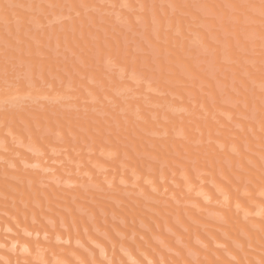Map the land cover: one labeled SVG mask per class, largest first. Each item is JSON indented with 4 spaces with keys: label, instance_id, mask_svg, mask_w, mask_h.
I'll return each mask as SVG.
<instances>
[{
    "label": "rangeland",
    "instance_id": "374dc122",
    "mask_svg": "<svg viewBox=\"0 0 264 264\" xmlns=\"http://www.w3.org/2000/svg\"><path fill=\"white\" fill-rule=\"evenodd\" d=\"M22 1V8L24 7L26 10V7L29 6L31 11H26H29L30 14L33 13L28 15V20L26 18L27 25H22L23 19L18 17L19 15L17 16L13 9L11 10L17 6L16 3L20 4L21 0L17 2L15 0L16 3H13L14 0H4V2H8L5 4L12 12L10 18L3 16V8L0 5V115H2L1 111L29 113L27 111L33 108L32 110H40L35 114L42 112L54 117L51 121L58 127V119H64L69 123L75 120L80 125H76V129L68 128V135L65 137L59 131H55L58 128L50 126L48 119L44 118L43 123L34 120V126L39 135V139L36 140L24 138L23 135L21 138L18 132L15 135L9 131V127H6L7 131L2 132L7 136H3V133L0 132L2 135L0 136V163H10V160L15 158L20 160V164L26 166L25 168H32L34 171L39 169L40 172L46 164L48 170L44 167L47 171L42 173V175L46 174L42 180L47 181L48 184L54 183L56 186L69 190L78 189V187L84 190L88 188L85 185L88 182L87 184L91 183L89 188L93 187L95 191L100 192L98 200L109 201L110 208L107 211L109 210L110 213L105 212L106 209L102 208L104 202L101 204L102 207L100 206L102 210L97 209L100 211L99 215L96 212L95 217L100 218L98 216H101V219H92L94 214L90 209L91 213L87 212L88 209L79 207L76 201H70L77 215L86 218L90 214L91 217L84 219V222L90 223L88 224L90 226L87 225L86 228L82 223L81 226L85 228L79 227L81 229L79 231L82 233L78 232L77 228L75 230L74 221H71L74 234H82L87 241L85 242L84 239V242L89 244L87 246L79 241L75 242V247L78 243L77 248L85 247L86 253L97 249L101 251L104 247L100 244L101 242L99 243V240L92 239L90 234H93L96 238L99 236L105 240H103L104 242H109L108 246L113 243L112 251L116 248L118 250L120 247L121 253L125 255L121 243L120 246L118 245L119 247L114 248L115 242L118 241L117 238L110 236L109 239V235L114 231L113 233L118 238L120 237L119 239L122 238L123 242L135 243V245L140 243L145 251L149 253L155 251L160 261H162L161 253L164 252L167 255L182 258V260V256L185 255L184 258L194 262L202 257L197 254V250H203V252L208 250L211 252L210 254H214L216 249L219 252L220 250L226 252L230 248H227L229 243L233 249V253L232 250L229 251L231 255H235V251L236 256L250 258L257 263H259L258 256L264 259V227L256 226L254 221V219H258L264 222V0H95L96 3L94 1L91 5H87L89 2L87 4L81 2L84 4L83 6L81 3L78 4L83 7L80 10L83 11L84 16H80L81 13H78L71 2L66 0H62L60 3L59 0H56L58 3L53 0H51L52 2L49 0ZM26 2L29 3L28 6ZM99 33L102 35H98ZM115 45L116 47H114ZM44 62L54 63L55 67L52 69L45 67ZM90 75H93V78ZM181 76L184 81L179 82ZM99 77L100 79H98ZM35 114L31 117L36 119L37 115ZM28 115L30 116V114ZM120 116L122 117L121 123ZM67 118H72V121ZM20 121L25 124L22 119ZM101 125L106 127L101 129ZM206 125H210V127ZM85 126H90V131ZM123 126L125 127L123 128ZM21 129L26 134L29 133L26 127H21ZM41 131L48 140L41 135ZM207 133H210L211 136ZM222 133L224 134L222 135ZM128 134L132 139L143 140L146 144L142 146L140 143L141 146L136 147L139 144L137 143L135 147L139 150H136L131 145V138ZM227 134L229 135L226 136ZM112 136L114 142L121 147H114V142L110 143ZM151 139L155 143H149L152 141ZM233 141L240 142L246 156L238 153L240 145L236 146L237 144ZM176 143L180 145L184 156H180L176 151ZM203 145L213 146L214 150L211 152L214 153L212 154L216 152L225 158L227 155L224 151H229L236 157H245L246 160L243 158L245 163L250 165L253 171L256 169L255 172L260 173V176H256L252 180L246 179L247 176H245L246 180L244 181L237 173L231 174L236 182L244 184L240 189L242 192L238 195L247 207L245 208L244 204L238 201H234V203L236 211L238 210L236 216L240 217L241 221L247 225L248 231L241 229L240 225H236L231 235L232 229H229L230 232L226 231L225 228H229L231 225L221 213L219 214L217 209H221V211L229 209L231 197L226 195L225 191L220 190L221 186L218 189L212 180H208L207 175L210 174L206 173V168L196 167L194 165L196 159L187 155L186 147H190L196 152L203 151L207 152L206 155L209 154V149L206 150ZM223 145H226V148ZM124 148L134 151V155L139 160L140 158L144 159L143 162L148 160L149 164L152 162L158 164L156 170H160L159 173L154 170V167L151 166V168L150 165L145 164L147 168L150 167V171L145 167L150 178L148 174L144 178L137 175L138 173L135 174L134 169H131L125 162L128 155ZM198 148L201 151H198ZM222 151L223 153H221ZM153 153H157L160 157L163 153H165V157L173 155V157L176 156L189 163L190 169L195 174V182L191 184L188 182L190 185H186L188 180L184 175L186 172L182 165L173 163L171 166L167 157L158 159ZM47 157L50 160L46 159ZM28 158L43 164L38 165L35 162L26 164L24 160ZM116 158L118 159L116 164L120 166L119 169L122 167L123 170L126 169V172L129 171L130 173L127 172L129 174L126 175L125 171L119 174L118 171L109 167L108 163L113 165ZM226 160L223 162L225 165L229 164L227 168H232L230 167L232 166L231 162ZM86 164L92 166L88 167ZM239 164L241 163L234 166L238 172L243 171ZM66 165L76 167L74 169L77 170L73 168L70 170L71 167L68 168ZM118 165H116L117 168ZM49 166L51 167L49 168ZM58 166L64 167V175L53 170ZM86 168H89V171H86ZM78 169H82L83 174H79L80 172L77 174ZM67 170L75 171V173H70L73 178L68 180L65 178V175L70 177L66 174ZM34 171V174H38ZM120 171L122 170L120 169ZM105 172H110V174ZM243 172L247 173L245 170ZM249 174L252 176L253 173L249 171ZM61 175L64 177H60ZM84 175L88 178L86 179ZM103 175H105L102 178L104 182L100 178ZM74 176H78L80 179L76 177V180ZM91 176L93 178L97 176L100 180H93ZM54 177L60 178L59 183ZM220 177L225 184H232L223 176L220 175ZM62 178L64 182H60ZM74 179L75 181H73ZM105 180L107 181L105 182ZM101 181L106 185H103ZM182 183L185 187L182 186ZM74 184L79 186L76 188ZM118 184L125 188L123 189V191L125 190L124 194H122L121 188L119 190L115 186ZM140 184H142V188H140ZM143 184L146 188L143 187ZM104 186L107 187V190ZM127 186L134 191L131 189L128 191ZM207 186L211 190H215V195L217 194L214 195L215 197L209 195ZM114 187H116V191H113ZM171 187L174 191H170ZM108 189H111L110 192ZM144 189L151 191L147 193V190ZM182 189L188 194L184 193ZM192 189L197 190V195ZM175 190L178 192V196H176ZM111 191L116 192L118 196H114L115 193ZM126 192L130 194L129 196L134 193V198L138 200H133V196L125 197ZM106 194H110V196H106ZM179 195L182 199L186 197V202L183 199L182 204ZM188 195L193 199H199L201 204L203 203L207 207L202 206L196 200L187 199ZM218 195L221 196V201ZM123 196L132 199V201L141 202V209H134L135 212H131L135 214L138 211L137 219L136 215L132 214H130L132 218H127L130 213L128 209L130 211L133 209L129 204H125L122 200ZM0 198L4 197L0 196ZM214 198L217 200H212ZM168 199L174 200L175 204L174 201L171 204ZM128 200L126 202H130ZM80 201L96 205L92 200L84 197H81ZM60 202H67V200L62 198ZM110 202L118 203L115 207L123 215L119 217L121 212H116V215L112 213L114 212L111 210L113 204L111 205ZM162 202L173 208L176 204L177 206L185 204L190 207L189 209H192L197 219L186 214L184 219L188 225H185L177 217L176 210V214L172 213L174 209L171 210V207L165 206L164 208L163 205L157 208L160 210L164 208L165 211L162 210L163 213L158 211L156 205H160ZM107 203L104 206H107ZM135 203L131 204L137 208L139 204ZM151 203L155 209L151 208L153 207L150 205ZM186 206L182 208H186ZM166 207L171 208V212ZM209 207L215 209L211 210ZM55 208L57 207L55 206ZM123 209H127L129 213L125 215ZM46 211L55 214L49 208ZM40 216L42 219L44 218L43 214ZM57 216L59 215L56 214L55 219L49 217L50 219L44 218L43 220L46 224L52 225V231H49L53 232L51 235L54 236V239L57 238L55 241L59 243L58 245H71L69 238L63 239V237H58L60 235L54 234L59 230L55 225L60 227V231L63 228L66 233L70 229L67 225L65 226L63 217H58L60 219L57 220ZM106 217L108 219H105ZM52 219L55 222H52ZM96 220H101L102 226L97 225L99 221L95 222ZM12 221L17 225L15 219ZM112 221L118 223L121 230L125 229V231L121 232L120 227L117 229L116 223ZM33 222L38 223V221ZM81 222L79 221V223ZM108 225L113 231L110 232L109 228L104 229ZM17 227L21 229L22 234L26 235L20 226L17 225ZM89 227L90 229H88ZM222 228L224 231L221 230ZM6 230L0 228V233L9 235L8 232L12 234L15 231L13 229ZM63 233L65 232L63 231ZM48 235L49 238L47 233L45 238V235L41 234L44 240L49 242L51 235L50 233ZM214 235H219L223 240L229 242L228 246L225 242H221L222 239L217 241ZM37 236L40 237V235ZM186 237L188 241H186ZM200 237H204L203 239L208 242L201 241ZM62 241L63 243H60ZM88 241L94 242L92 245L98 248L94 249ZM218 243L223 245L225 243L227 247ZM209 245H211L210 248ZM213 247L215 250L211 249ZM0 249L6 248L0 247ZM137 252L142 260L146 259L144 261H147L148 257L144 255V252L140 250ZM24 254L28 255V253ZM106 255H104L105 257L100 255V258L105 260ZM226 257L228 259L230 257L232 262L237 261L236 258L233 261L235 256ZM0 260L7 264L1 256ZM34 260L38 261L37 263L45 264L42 260ZM77 260L80 263V259L76 258ZM137 260V258H132L127 259L126 262L138 264ZM22 261L28 263L25 259L20 260L21 263ZM105 261L109 263V259L106 258ZM148 262L153 264L149 258ZM13 264H18L16 259Z\"/></svg>",
    "mask_w": 264,
    "mask_h": 264
},
{
    "label": "bare ground",
    "instance_id": "6f19581e",
    "mask_svg": "<svg viewBox=\"0 0 264 264\" xmlns=\"http://www.w3.org/2000/svg\"><path fill=\"white\" fill-rule=\"evenodd\" d=\"M13 1V0H12ZM18 0H16V2H17ZM49 1H51V0H49ZM53 1H55V2H57L58 3V1H56V0H53ZM63 1H65V0H63ZM66 1H70L71 2V4L74 6V8L78 11V13H81L80 14V16L81 15H83V11L82 10H80V9H83V7H81V6H79L80 4L79 3H81V2H85V4H87L88 2H89V4H87V5H91V4H93L94 3V1L95 0H66ZM92 3H91V2ZM15 2V0H14V2L13 3H16ZM23 1L21 0V2H20V4H19V2L18 3H16V7H14V8H11V10L13 9L14 10V13L15 14H17V16L18 17H21L23 20H22V25H27V20H28V15L30 16V15H32L33 13H31L30 14V12L29 11H31L30 10V7L28 6L29 5V3H27L26 2V4H27V6L29 7V9H28V7H26V10H29V11H26L25 9H24V7L22 8V5H21V3H22ZM52 2V1H51ZM60 2H62V0H59V3ZM69 2V3H70ZM0 5L2 6V14H3V16L5 17V18H10L11 16H12V12H11V10H10V8H8V6H6V4L5 3H8V2H4V0H0ZM56 3V4H57ZM95 3H96V1H95ZM31 4H32V2H31ZM70 4V5H71ZM79 4V5H78ZM35 6H36V4H34ZM81 5L83 6L84 4H82L81 3ZM33 6V5H32ZM34 6V7H35ZM86 6V5H85ZM33 7V8H34ZM10 10V11H9ZM161 15V14H160ZM159 15V16H160ZM84 16V15H83ZM83 16L81 17L82 19H83ZM158 16V17H159ZM28 17V18H27ZM26 18H27V20H26ZM163 19V18H162ZM26 20V21H25ZM161 20V19H160ZM163 21H164V19H163ZM26 22V23H25ZM162 22V21H161ZM22 25H21V28H22ZM98 35H102L101 33H99ZM103 35H106L105 33H103ZM111 35V34H110ZM105 37V36H104ZM107 37V36H106ZM109 37V36H108ZM103 39V38H102ZM111 39V38H110ZM112 40H113V38H112ZM111 40V41H112ZM120 40V39H119ZM110 41V42H111ZM103 42H104V40H103ZM114 42V41H113ZM117 43V42H116ZM112 44H114V43H112ZM100 45H101V43H100ZM103 45V44H102ZM166 46V45H165ZM113 47V46H112ZM114 47H116V45L114 46ZM124 47V46H123ZM101 49V48H100ZM171 52V51H170ZM172 53V52H171ZM180 53V52H179ZM118 56V55H117ZM132 56V55H131ZM179 56V55H178ZM182 56V55H181ZM180 56V57H181ZM36 57V56H35ZM180 57H178V58H180ZM40 58V57H39ZM177 58V59H178ZM41 59H43V58H41ZM117 59V58H116ZM122 59V58H121ZM127 59V58H126ZM44 60V59H43ZM35 61V60H34ZM40 61V60H39ZM45 61V60H44ZM162 61V60H161ZM36 62V61H35ZM46 62H49V61H46ZM118 63H119V61H118ZM44 65H45V67L47 66L48 68H54L55 67V64L54 63H43ZM125 64H127V63H125ZM143 65V64H142ZM50 66V67H49ZM128 66V65H127ZM126 66V67H127ZM132 66H133V64H132ZM131 66V67H132ZM137 68V67H136ZM139 70V69H138ZM92 71V70H91ZM128 71V70H127ZM126 72V71H125ZM92 73V72H91ZM94 73H95V71H94ZM129 73H131V72H129ZM140 74H141V72H139ZM100 74V73H99ZM129 75V74H128ZM131 75V74H130ZM90 76H92V78H93V75H90ZM96 76V75H95ZM125 76V75H124ZM128 77V76H127ZM96 78V77H95ZM110 78V77H109ZM115 78V77H114ZM180 78V80H179V82L181 81H184V79H181V78H183L182 76L181 77H179ZM98 79H100V77L98 78ZM112 79V78H111ZM102 80V79H101ZM112 80H114V79H112ZM95 81V80H94ZM125 81V80H124ZM131 81V80H130ZM187 81V80H186ZM110 82V81H109ZM119 84V83H118ZM122 84V83H121ZM116 85V84H115ZM117 86V85H116ZM196 90V89H195ZM194 90V91H195ZM148 92V91H147ZM193 92V91H192ZM197 94V93H196ZM195 94V95H196ZM146 95V94H145ZM148 95V94H147ZM146 98V97H145ZM148 98V97H147ZM105 99V98H104ZM174 100H176V99H174ZM122 104V103H121ZM33 109V108H32ZM28 110L27 112H29V113H24V112H20L19 111V113H18V111H14L15 113H13V111L11 112V113H8V111L7 112H2L1 111V113H2V115H0V124H1V126H0V129H1V134L3 135V136H5L6 135V133H4V132H2V131H5L6 130V127H9L10 128V130L9 131H12L15 135H16V133L21 137L22 135L23 136H25L24 138H34L35 140L38 138V131H36V129H35V126H34V123H35V121L34 120H37L38 122L40 121L41 123H43V119L44 118H46V119H48V122H49V124H50V126L52 127V128H58V129H56L55 131H59L62 135H64L65 137H67V135H68V133H67V129L68 128H70V127H72V128H74V129H76L75 128V126L76 125H80L77 121H75V120H73V122H68V121H66V120H64V119H61V120H59L58 119V125H59V127L58 126H56L51 120L54 118V117H51L49 114H45V113H36L35 114V112L37 111H40V110ZM8 110V109H7ZM146 113V112H145ZM28 114H30V116L28 115ZM33 114H35V115H37L36 117V119L35 118H32L31 117V115H33ZM117 117V116H116ZM120 123L122 122V117L120 116ZM20 119H22L23 121H24V123L25 124H23L21 121H20ZM69 121H72L71 119L72 118H67ZM79 120V119H78ZM153 120V119H152ZM80 121V120H79ZM77 124H76V123ZM68 123V124H67ZM125 123V122H124ZM197 123V122H196ZM199 123V122H198ZM197 123V124H198ZM73 125V126H71V125ZM70 125V126H69ZM126 125V124H125ZM141 125V124H140ZM147 125V124H146ZM189 125V124H188ZM200 125V124H199ZM211 125V124H210ZM210 125H206V126H208V127H210ZM120 126V125H119ZM137 126H138V124H137ZM191 126V125H190ZM198 126V125H197ZM21 127H26L27 129H28V131H29V133H27V134H30V135H27L22 129H21ZM86 127V129H88L89 131H90V126H85ZM106 126H104V125H101V129L103 128H105ZM125 126H123V128H124ZM132 127H133V125H132ZM151 127H152V125H151ZM154 127V126H153ZM201 127H203V126H201ZM205 127V126H204ZM2 128H3V130H2ZM14 130V131H16V132H14L12 129ZM180 128V127H179ZM193 128V127H192ZM200 129V128H199ZM202 130H205L204 128H202ZM211 130H212V128H211ZM211 130L209 131V129H208V131L209 132H211ZM7 131V130H6ZM213 131V130H212ZM215 131V130H214ZM222 131V130H221ZM136 132H137V130H136ZM204 132V131H203ZM41 133H42V131H41ZM40 133V134H41ZM142 133V132H141ZM140 133V134H141ZM217 134H219L218 132H216ZM0 134V136H2ZM21 134V135H20ZM32 134V135H31ZM205 134V133H204ZM207 134H209L210 135V133H207ZM224 133H222V135H223ZM17 135V137H19ZM44 138H46L44 135H43V133L41 134ZM129 135V137L131 138V145L136 149V150H139V148H136V147H139V146H141V144L140 143H142V146H144V144H146V143H144V141L142 142L141 140L139 141V139L137 140V139H132V137H131V135L130 134H128ZM138 135H139V130H138ZM147 135V134H146ZM229 134H227L226 136H228ZM7 136V135H6ZM211 136V135H210ZM209 136V137H210ZM9 137V136H8ZM7 137V138H8ZM140 137H141V135H140ZM216 137V136H215ZM22 138V137H21ZM213 138V137H212ZM39 139V138H38ZM47 140H48V138H46ZM219 139V138H218ZM111 140L112 141H110V143L111 142H114L115 140L113 139V136H112V138H111ZM145 140V139H144ZM152 141L151 142H149V143H155L154 142V140L153 139H151ZM198 140V139H197ZM200 140H202V139H200ZM226 140V139H225ZM233 140V139H232ZM148 141V140H147ZM171 141V140H170ZM211 141V140H210ZM217 142H218V140H216ZM248 141V140H247ZM220 142V141H219ZM221 142H223V141H221ZM233 142H235V141H233ZM137 143H139L138 145H137ZM205 143V142H204ZM210 143V142H209ZM227 143V142H226ZM225 143V144H226ZM237 145L236 146H239L240 145V142L238 141H236L235 142ZM115 146L114 147H121V146H119V145H117L116 144V142H114L113 143ZM223 144H224V142H223ZM239 144V145H238ZM137 145V146H136ZM213 145V144H212ZM136 146V147H135ZM205 148H206V150H208V152L210 151V153L209 154H205V153H207V152H203V151H201V149H199L198 148V151L200 150L201 152H196V151H193L190 147H186V149L188 150V154L187 155H189V157L190 158H192V159H196V162H195V164L194 165H196V167H198L199 169L200 168H206V170H207V172L206 173H208L209 172V174L210 175H207L208 176V178L207 177H204L205 179L207 178L208 180H212L215 184H216V186H217V188L218 189H220L219 187L221 186L222 187V189H220V190H223V191H225V193H227L226 195H229L230 197H231V199H230V208L229 209H227V210H223L222 209V211H221V209H217V211L219 212V214L221 213L222 214V216L225 218V219H227V222L231 225L229 228H225V229H227L226 231L228 232V230L230 229H232L231 230V232H230V230H229V232H230V235H231V233H232V231H234V228L236 227V225H240V227H241V229H243L244 231H248L247 229V225L245 224V223H243L242 221H241V218L240 217H237L236 216V212L238 211H236V208H235V203H234V201H238V202H240L241 204H244L243 206L246 208L247 207V205L243 202V200H241L240 198H239V195L238 194H240L242 191L240 190V189H242V186H244V184H239L238 182H236V180H235V178L231 175L233 172L234 173H237L240 177H241V179L244 181V180H246V179H250V180H252L253 178H255L256 176H260V173L259 172H255V170L253 171V169H252V167L250 166V165H248V164H246L245 163V161L243 160V158L245 159V157H243V158H241L242 156H246V154L243 152V149H242V146L240 145V147H238V150H239V152L238 153H240L242 156L241 157H236V156H234L232 153L230 154V152L229 151H224V153L227 155V158H225L224 156H221V155H218V154H216V152H215V154H212V153H214V152H211V150H214L213 148V146H210V147H206V145H203ZM224 147L226 146V145H223ZM230 146V145H229ZM235 146V147H236ZM41 147H43L42 145H41ZM217 147V146H216ZM226 148V147H225ZM194 149H195V147H194ZM197 149V148H196ZM235 149V148H234ZM206 150H204V151H206ZM216 150V149H215ZM219 150H220V148H219ZM223 150V149H222ZM226 150V149H225ZM237 150V149H236ZM124 151H127L126 153H127V155H128V159H129V161H131L132 163H130L129 161H128V159L126 158L125 159V162H126V164H128V166L131 168V169H134V173L135 174H137V175H141L140 177H145V176H147V172H146V168H147V166L146 165H150V167L152 166V167H154V170L156 171V172H158V171H160V170H156L157 169V165H156V163H153L152 161V163H150L149 164V162L147 163V161L148 160H146V161H144L143 162V160L140 158V160H139V158H137L135 155H134V151H131L130 149H126V148H124ZM176 151H178L179 152V155L180 156H184L183 155V151L180 149V145L179 144H177L176 143ZM236 152V151H235ZM221 153H223V151L221 152ZM153 154H155V156H157L158 157V159H165L166 157V159H168L167 161H168V163L172 166V164L173 163H177V164H180V165H182L183 167H184V169H185V177L187 178V183H185V182H183V183H185L186 185L187 184H189L188 182H190V184L191 183H193V182H195V174L193 173V171L190 169V167H191V165H189V163H186V162H184V161H182V159H180V158H178V157H173V155H171V157H170V155H166V157L164 156L165 155V153H163V155H162V157H160V155L158 156L157 155V153H153ZM251 157H253V156H251ZM203 158H204V160H203ZM46 159H49V157H47ZM229 160V162H231V164H232V166H230V167H232V168H227L228 167V165H225V163L223 162V161H225V160ZM253 159V158H252ZM50 160V159H49ZM142 160V161H141ZM226 160V161H227ZM246 160V159H245ZM256 160V159H255ZM118 162V159L116 158L115 159V163H113V165H111L112 163H108V165H110L109 167H112L115 171H118L117 173H123L124 171H125V173H126V175L127 174H129L130 172L129 171H127V172H129V173H127L126 172V169L125 170H123V168L121 167L120 169L122 170V171H120L119 172V165L118 164H116L117 162ZM158 161H160V160H158ZM24 162L26 163V164H30V163H33V162H35V161H32V158H28V159H26V160H24ZM124 162V163H125ZM146 162V163H145ZM257 162V161H256ZM22 163V162H21ZM35 163H37L38 165L40 164L41 165V163L42 162H40V161H36ZM86 163H87V160H86ZM90 163V162H89ZM107 163H105V164H107ZM238 163H241V164H239L240 166H241V169L244 171H247V173L246 174H249V171L251 172V173H253L252 174V176H250V174L249 175H246L243 171H240V172H238L237 170H236V168H234V166L236 167V164H238ZM249 163V162H248ZM43 164V163H42ZM118 165V168L116 167V165ZM146 164V165H145ZM230 164V165H231ZM258 164V163H257ZM46 164H44V166L41 168V171L42 172H40L39 171V169L37 170L36 169V171H34V169L32 170V168H30V169H28V167L27 168H25L26 166H23V164H20V160H18V159H12V160H10V163H0V196H3L4 198L3 199H1L0 198V203L2 204L1 206H0V228L1 229H4V230H6V228H7V230L8 229H13V231H14V233H12V234H10L9 232L7 233V234H9V235H3V234H1L0 233V247L2 248H6V249H0V256H1V258L2 259H4L6 262H7V264H13V262L15 261V259H16V262L18 263V264H26V262L24 261H22V263L20 262V260L21 259H25V260H27L28 261V263L27 264H41V263H37L34 259H36V260H42V262L43 263H45V264H128V262H126L127 261V259H132V258H134V259H138L137 260V262H138V264H148L149 262H148V258L151 260V262H153V264H264V259L262 258V257H260V256H258L257 257V259H258V261H259V263H257L256 261L254 262L252 259H250V258H244V257H241L240 255L239 256H236V252L234 251V253H235V257L233 256V255H231L230 254V250H232L231 252L233 253V249H231L232 247L230 246L231 244L229 243V242H226L225 240H223V238L221 237V236H217V235H214V238L217 240V241H219L220 239H222L223 241H221V242H225L226 244L227 243H229V246H228V244H227V246L225 245V243H224V245L227 247V248H229L228 249V251H226V252H224V250H223V252H224V254H223V252H222V250H220V252L219 251H217L218 249H216V251H215V253L214 254H210L211 252L209 251L208 252V250H204V252H203V250L202 251H200V250H197L198 252H197V254L198 255H200V256H202V257H200V258H198V259H196L194 262H192L193 260H191V261H189V259H187V258H184V256L185 255H183L182 257H183V260H182V258H178L177 256H174V255H167L166 253H164V252H162L161 253V258H162V261H160L159 259H158V257H157V255H156V253H155V251H153V252H150V253H154V254H150L149 252H147V251H145L144 249H143V247L140 245V243H137L136 245H135V243L134 244H130L129 242L128 243H126V242H123V240H122V238L121 239H119L113 232V230H112V228L108 225L106 228H104V229H108L109 228V230H110V232L111 231H113V232H111V235H109V239H110V236H112V237H114V238H117V240L118 241H116L115 242V240H113L114 242H115V246H114V248L115 247H117L120 243H121V246L123 247V249H124V254L125 255H123L122 253H121V251L122 250H120V245L118 246L119 248H118V250H117V248H116V250H114V251H112V244L110 245V246H108L109 245V242H104L105 240L104 239H102V238H100L99 236H97V238H96V236H93V234H90V235H92V239H95V240H99V243L100 244H102V246L104 247L101 251L100 250H93V251H91L90 253H89V251L86 253V249H84L85 247L84 246H82V247H84V248H81V247H79V248H77L78 247V243H77V247H75V242H82L83 244H87V243H85V242H87L86 241V238L85 237H83L82 236V234H80V233H82V231H79V230H81V229H79V227L81 228V227H83V226H86V228L88 227V226H90V225H88V224H90V223H85L84 222V219L86 220V219H88V218H91L90 217V214H88L89 215V217H88V215L86 216V218L85 217H80L79 215H77V213L75 212V208H74V206L71 204V200H73V201H76V203H77V205L79 206V207H84V209L85 210H87V212H89V209H90V211L91 212H93L92 214H94V216L92 215V219H94V218H96L95 217V215H96V212H97V214L99 215V211L100 210H102V208H104V209H106V211L105 212H107V213H110V212H108L107 211V209H109L110 207V205H109V201H106V202H108L107 203V206H104L105 205V201H101V200H98V199H100V198H98V196H99V194H100V192H98V191H95L94 189H93V187H90L89 188V186H91V183L90 184H87L88 182H86L85 183V185H86V187L88 186V188H85L84 190L83 189H80L81 187H78L77 185V187H78V189H74V190H69L68 188H64V187H61V186H56L54 183L52 184H48V182L47 181H44V180H42L43 179V177H45V175L46 174H43L42 175V173L43 172H45V171H47L48 170V165L47 166H45ZM50 165H52V166H54L53 164H50ZM81 165V164H80ZM79 165V166H80ZM87 166H88V164H86ZM143 165H145L144 167H143ZM160 165V164H159ZM202 165H205V166H202ZM68 168H70L68 165H66ZM65 166V167H66ZM75 166V165H74ZM81 166H83V165H81ZM89 166H92L91 164L89 165ZM88 166V167H89ZM44 167H45V169H47V170H45L44 169ZM47 167V168H46ZM51 166H49V168H50ZM109 167H107V168H109ZM124 167V166H123ZM146 167V168H145ZM150 167H148L147 169H149ZM151 167V168H152ZM73 167H71L70 168V170L72 169ZM74 168H76V167H74ZM73 168V169H74ZM98 168L100 169V167L98 166ZM101 168H105V167H101ZM126 168V167H125ZM158 168H159V166H158ZM83 169H85V168H83ZM87 170L86 171H89V168H86ZM112 169V170H113ZM119 169V170H118ZM160 169V168H159ZM53 170L55 171V172H57V173H60V174H62V175H64V173H65V170H64V167H62V166H58V167H55V168H53ZM74 170H77V169H74ZM90 170H91V167H90ZM104 170V169H103ZM111 170V169H110ZM130 170V169H129ZM138 172H137V171ZM249 170V171H248ZM33 171L34 172H36V173H38V174H34L33 173ZM39 171V172H38ZM82 171V169H78V172L76 171V173L78 174L79 172V174H83V171ZM105 171V170H104ZM114 171V172H115ZM149 171H150V169H149ZM163 171V170H162ZM48 172H50V171H48ZM47 172V173H48ZM92 172V171H91ZM113 172V171H112ZM165 172V171H164ZM46 173V172H45ZM51 173V172H50ZM50 173H48V174H50ZM54 173V172H53ZM70 173H75V171L74 172H69L68 170L66 171V174L67 175H70V177L69 176H66L65 175V178H66V180H68L69 178H73V175H71ZM105 173H108V172H105ZM121 173V174H122ZM159 173V172H158ZM166 173V172H165ZM243 173L245 174L244 176H243ZM59 174V175H60ZM101 174H102V172H101ZM108 174H110V172L108 173ZM107 174V175H108ZM111 174H113V173H111ZM60 176V177H64V176ZM74 175H76V174H74ZM220 175L221 176H223L225 179H227V180H229V181H231V183L232 184H225V182H223L220 178ZM48 176V175H47ZM104 176L105 175H103V177L101 176H99L100 178H101V180L103 181L104 179H102V178H104ZM110 176V175H109ZM113 176V175H112ZM117 176V175H116ZM124 176V175H123ZM148 176H149V178H150V174H148ZM165 176V175H164ZM206 176V175H205ZM245 176H247V178L245 179ZM77 178H79L78 176H76ZM75 176H74V178H76ZM84 177H85V175H84ZM92 177V176H91ZM95 177H97V176H94V178ZM107 177V176H106ZM125 177H127V176H125ZM157 177V175L155 174V178ZM210 177H211V179H210ZM55 178V177H54ZM64 178V179H65ZM77 178H76V180H77ZM86 179L88 178L87 176L85 177ZM93 178V177H92ZM93 178V180H97V181H99L100 179H98V177L97 178H95L94 179ZM118 178H120L119 176H118ZM151 178H152V176H151ZM154 178V179H155ZM158 178H159V175H158ZM261 179H262V177H260ZM55 179H57L56 181L59 183V179L60 178H55ZM80 179V178H79ZM89 179H91V178H89ZM106 179V178H105ZM124 179V178H123ZM65 180V181H66ZM72 179H70V181H71ZM127 180V179H126ZM139 180V179H138ZM61 181H63V178L60 180V182ZM73 181H75V179L73 180ZM101 181V182H102ZM107 180H105V182H106ZM128 181V180H127ZM131 181H132V179H131ZM158 181V180H157ZM207 181V180H206ZM64 182V181H63ZM72 182V181H71ZM104 182V181H103ZM103 182H102V184H103ZM117 182V181H116ZM209 182V181H208ZM207 182V183H208ZM134 183V182H133ZM132 183V184H133ZM142 183H144V182H142ZM161 183V182H160ZM182 183V184H183ZM99 185H101L100 183H98ZM116 184V183H115ZM136 184V183H135ZM189 184V185H190ZM42 185V186H41ZM44 185H47V186H44ZM59 185V184H58ZM103 185H106V184H103ZM112 185V184H111ZM110 185V186H111ZM119 185V184H118ZM118 185H115V186H117V188L120 190V188H121V191H123V189H125V188H122V187H120V185H119V187H118ZM141 186H140V188H142V184H140ZM169 185V184H168ZM71 186H73V185H71ZM74 186H75V184H74ZM73 186V187H74ZM75 186V187H76ZM92 186H94L93 184H92ZM98 186V185H97ZM134 186V185H133ZM161 186V185H160ZM182 186H184V184L182 185ZM263 186V185H262ZM262 186L260 187L261 189H262ZM76 187V188H77ZM103 187V186H102ZM105 187V186H104ZM109 187V186H108ZM124 187H126V186H124ZM143 187L144 188H146L145 186H144V184H143ZM157 187V186H156ZM169 187V186H168ZM185 187V186H184ZM189 187V186H188ZM192 187V186H191ZM204 187H205V185H204ZM207 187H209V186H207ZM113 188V187H112ZM116 187H114V189H115ZM127 188H128V191H129V189H131V191H134V189L132 190V188H130V187H128L127 186ZM139 188V189H140ZM152 188V187H151ZM174 188H176V187H174ZM192 188H194V187H192ZM201 188V187H200ZM93 189V190H92ZM105 189L107 190V187H105ZM113 189V191H116V189L114 190ZM117 189V191H119ZM195 189V188H194ZM194 189H192V191H195V194H196V191L198 190L197 189V187H196V189L197 190H194ZM109 190V189H108ZM111 190V189H110ZM110 190H109V192H110ZM137 190V189H136ZM144 190H147V193L148 192H150V191H148V189H144ZM143 190V191H144ZM219 190V191H220ZM113 191H111L112 193H115V195L114 196H118L117 194H116V192H113ZM130 191V192H131ZM141 191V190H140ZM170 191H174L173 190V187H171V190ZM169 191V192H170ZM176 191V190H175ZM182 191L184 192V193H187L186 191H184V189H182ZM215 190H211L210 189V187H209V195H213L212 197H215L216 195H215V192H214ZM98 192V193H97ZM138 192V191H137ZM163 192V191H162ZM169 192H168V194H169ZM68 193H71L72 195H69ZM125 193V190L123 191V193L122 194H124ZM132 193V192H131ZM139 193V192H138ZM137 193V194H138ZM88 194V195H87ZM121 194V195H122ZM126 194H127V192H126ZM143 194V193H142ZM156 194V193H155ZM176 196H178V192L176 191ZM188 194V193H187ZM108 194H106V196H107ZM128 195V196H127ZM127 195H124L125 197H132V198H134L135 197V195H134V193L133 194H131V196H129L130 194L128 193ZM151 195V194H150ZM197 195V194H196ZM215 195V196H214ZM108 196H110V194L108 195ZM123 196V197H124ZM189 196V195H188ZM187 196V199H192V200H196V201H198L199 202V204H201V202H200V200L199 199H193L192 197H188ZM81 197H84L85 199H88V200H92L96 205H89V203H85V202H83V203H81V201H80V198ZM87 197V198H86ZM124 197V198H125ZM218 197H219V199L221 198V196H219L218 195ZM66 199L67 200V202H60V199ZM120 198H121V196H120ZM120 198H118V199H120ZM122 198V200H124V202H125V204H129L130 206H131V208L133 209V211L131 210L130 211V209H128V211L130 212H128L127 211V209L126 210H124L125 211V215H126V213H129L128 215V217L127 218H132V216H130V214H132V213H134L135 211H134V209L136 210H138L139 208L141 209V202L140 201H132V199L130 200L129 198ZM162 198V197H161ZM177 198V197H176ZM179 198H180V201L182 202V201H184L185 200V202H186V197H184L183 199L180 197V195H179ZM217 198V197H216ZM216 198H214V199H212V200H217ZM130 200V202L132 201V202H136L135 204H139L138 205V207L136 208V207H134L130 202H126L127 200ZM135 199H137V198H134L133 200H135ZM140 199H142L141 198V196H140ZM121 200V199H120ZM128 200V201H129ZM138 200V199H137ZM164 200V199H163ZM162 200V201H163ZM169 200V202L172 204V201H174V200H170V199H168ZM168 200H166V201H168ZM189 200H187V201H189ZM101 201V202H100ZM117 201V200H116ZM178 201H179V199H178ZM195 201V202H196ZM220 201H221V199H220ZM229 201V200H228ZM102 202H104L103 203V207H102ZM111 203V205L113 204L114 205V207H113V205H112V207L111 208H113V209H111L112 211L114 210V212H112V213H114L115 215L117 214L116 212H121V211H117L118 209H116V205H118V203H116V202H110ZM116 203V204H115ZM159 203H161V202H159ZM174 204H175V201L173 202ZM157 204V203H156ZM164 204H166V203H164ZM163 202H162V204H160V205H156V208L157 207H162L163 205ZM182 204H183V202H182ZM198 204V203H197ZM229 204V203H228ZM151 206H153V207H151V208H154L155 206L151 203L150 204ZM202 206H204L203 205V203L201 204ZM55 206L57 207V208H55ZM100 206L102 207V208H100ZM165 206H169L168 204L167 205H164V208H165ZM176 206H177V204H176ZM175 206V207H176ZM184 206H186L185 204H184ZM183 205L182 206H180V205H178L176 208L174 207H172V206H169V207H171L170 209L171 210H173L174 209V211H172V213H174V214H178L177 215V217L179 218V220L180 221H182L183 223H185V222H187V221H185L186 219H184L185 218V216H186V214L187 215H190V216H194V214L195 213H193V211H192V209H189L190 207H188V206H186V208H182V207H184ZM107 207V208H106ZM169 207H166V209H168V211L170 210L169 209ZM204 207H207V206H204ZM47 208H49V209H51L52 211H54L55 212V214L53 215V214H51V213H49L48 211H46L47 210ZM121 208H122V206H121ZM164 208L162 209L163 210V212L165 211L164 210ZM212 208L213 209H215L214 207H209V209H211L212 210ZM97 209H100L99 211L97 210ZM116 209V210H115ZM155 209V208H154ZM235 209V210H234ZM157 210L158 211H161L162 212V210H160V208H157ZM171 210L169 211V212H171ZM175 210H176V213H175ZM140 212H142V210H139ZM2 212H5L6 214H3ZM91 212H89V213H91ZM132 212V213H131ZM162 212V213H163ZM196 212V211H195ZM217 212V213H218ZM240 213H241V211H239ZM138 213V211H136V213L135 214H132L133 216H135L136 214ZM41 214H43L44 215V218H53V219H55L54 217L56 216V214H58L59 216H57V220L58 219H60V218H58V217H63L62 219H64V222H65V226L67 225L70 229H68L67 231H68V233H66V231L65 230H63V228H61V230L62 231H60V227L58 226V225H55V226H57V229H59V230H57V231H55L56 233H54V234H57V235H60V236H58V237H63V239H67V238H69V241H70V244L71 245H68V244H65V245H67V246H63V245H58L59 243L57 242V241H55V239H57V238H55L54 239V236H52L51 234L53 233V232H50V231H52V225L50 226V225H48V224H46V222H45V220H43L42 218H41ZM121 215H123V213L121 212V214L119 215V217L121 216ZM197 215V214H196ZM241 215V214H240ZM118 216V215H117ZM137 216L138 215H136L135 216V218L137 219ZM98 217H100V218H96V219H101V216H98ZM49 218V219H50ZM126 218V217H125ZM126 218V219H127ZM134 218V217H133ZM196 217L194 216V219H195ZM12 219H15V221H17V225L18 226H20L23 230H24V232L23 233H25L26 235H24V234H22V231H21V229H19L18 227H17V225H15L14 224V222L12 221ZM52 219V222H55L54 220ZM105 219H108V217H106ZM120 219V218H119ZM197 219V218H196ZM74 221V227H75V230H76V228L78 229V232H80V233H78V235H75L74 234V228H73V226H72V224H71V221ZM90 220V219H89ZM33 221H38V223H35V222H33ZM44 221V222H43ZM51 221V220H50ZM79 221H82L81 223H79ZM97 221H99L98 222V224L97 223H94V224H97V225H101L102 226V224H101V220H96L95 222H97ZM108 221V220H107ZM133 221H134V219H133ZM136 221V220H135ZM254 221L256 222V226H258V227H260V228H263L264 227V222H262V221H259L258 219L256 220V219H254ZM51 222V223H52ZM63 222V223H64ZM92 222H94V221H92ZM113 222V221H112ZM126 222V221H125ZM84 225H83V224ZM113 223H116V222H113ZM170 223H172V222H170ZM56 224H57V222H56ZM86 224V225H85ZM109 224H110V222H109ZM78 225H80V226H78ZM81 225H83V226H81ZM88 225V226H87ZM111 226H112V224H110ZM114 225V224H113ZM118 223H116L115 224V226L117 227V229H118V227H120V231L121 232H123V231H125V229H123V230H121V226L120 225H118ZM169 225H172V224H169ZM185 225H188V224H186L185 223ZM114 226V227H115ZM253 226H254V224H253ZM62 227V226H61ZM105 227V226H104ZM115 227V228H116ZM56 228V227H55ZM83 228H85V227H83ZM72 229H73V231H72ZM88 229H90V227L88 228ZM114 229V228H113ZM6 230V231H7ZM50 230V231H49ZM83 230V229H82ZM116 230V229H115ZM221 230H223V228L221 229ZM10 231V230H9ZM13 231H11V232H13ZM26 231V232H25ZM63 231L65 232V233H63ZM119 231V232H120ZM224 231V230H223ZM225 231V232H226ZM237 231V230H236ZM235 231V232H236ZM108 233H109V231H107ZM46 233H47V237L49 236L48 235V233H50V238H51V240L48 242L47 240H44V237H42L41 236V234L43 235H45V238H46ZM112 233H113V235H115V236H113L112 235ZM124 233H126V232H124ZM128 233V232H127ZM110 234V233H109ZM37 235H40V237H38ZM127 235V234H126ZM5 237H7V238H9L10 240H7ZM65 237V238H64ZM95 237V238H94ZM111 237V238H112ZM185 237V236H184ZM188 237V236H187ZM187 237H186V241H188L187 240ZM221 237V238H220ZM49 238V237H48ZM47 238V239H48ZM98 238H100L101 239V241H100V239H98ZM190 238V237H189ZM201 238V237H200ZM204 238V237H203ZM203 238H201V241H205V242H208V240L206 241L205 239H203ZM84 239H85V242H84ZM137 239V238H136ZM49 240V239H48ZM52 240H54L55 241V243H54V241H52ZM104 240V241H103ZM121 240H122V242H121ZM126 241V240H125ZM88 242H90V241H88ZM190 242V241H189ZM60 243H63V241L62 242H60ZM66 243V242H65ZM74 243V244H73ZM91 243V245L94 243V242H90ZM98 243V242H97ZM106 243V244H105ZM149 243V242H148ZM82 244V245H83ZM108 244V245H107ZM219 244V243H218ZM89 244H87V246H88ZM149 245H151V244H149ZM189 245H191V248H192V244L190 243ZM219 245H222V246H224L222 243L221 244H219ZM87 246H86V248H87ZM93 246V248L95 249L96 247H95V245H92ZM92 246H90V248L92 247ZM135 246V247H134ZM194 246V245H193ZM210 246L211 245H209V248H210ZM100 247V246H99ZM153 247V246H152ZM93 248H91V249H93ZM98 248V247H97ZM100 249V248H99ZM149 249V248H148ZM152 249V248H151ZM211 249H213V250H215L214 249V247L213 248H211ZM84 250H86V251H84ZM137 250H140L141 252H144V255H146L148 258H147V261H144V260H146V259H144V260H142L140 257H139V252H137ZM99 253H98V252ZM112 251V252H111ZM152 251V250H151ZM200 251V252H199ZM207 251V252H206ZM178 252H179V250H178ZM23 253V254H22ZM24 253H28V255L27 254H24ZM196 253V252H195ZM200 253V254H199ZM229 253V254H228ZM105 254H107L106 255V258L107 259H109V263H107L105 260H106V258H105V260H102V258H100V255H103V257H105L104 255ZM122 254V255H121ZM183 254H184V252H183ZM225 254H226V256H231V257H234V259H233V261L235 260V258H236V260L237 261H235V262H232L231 260H230V257H229V259L225 256ZM55 258V259H54ZM76 258L77 259H80V263H79V261L77 260L76 261ZM145 258V257H144ZM102 261H105V262H102ZM104 259V258H103ZM111 259V260H110ZM35 261V262H34ZM132 261V260H131ZM5 262V263H6ZM78 262V263H77ZM120 262V263H119ZM147 262V263H146ZM0 264H4V262H2L1 260H0ZM129 264H131V262H129ZM150 264V263H149ZM152 264V263H151Z\"/></svg>",
    "mask_w": 264,
    "mask_h": 264
}]
</instances>
